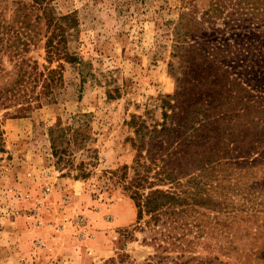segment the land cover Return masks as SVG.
<instances>
[{"label": "rangeland", "instance_id": "obj_1", "mask_svg": "<svg viewBox=\"0 0 264 264\" xmlns=\"http://www.w3.org/2000/svg\"><path fill=\"white\" fill-rule=\"evenodd\" d=\"M248 1L49 0L68 17L71 63L49 61L51 29L36 22L33 0H0V85L21 65L32 77L63 75L54 99L41 77L31 108L0 102V264H264V3ZM179 41L220 49L204 95L213 121L222 118L212 137L225 163L193 187L184 211L147 224L108 177L134 163L133 116L152 127L165 97L199 88L204 66L191 70ZM59 126L72 139L80 131L63 155L51 137Z\"/></svg>", "mask_w": 264, "mask_h": 264}, {"label": "trees", "instance_id": "obj_2", "mask_svg": "<svg viewBox=\"0 0 264 264\" xmlns=\"http://www.w3.org/2000/svg\"><path fill=\"white\" fill-rule=\"evenodd\" d=\"M48 1L33 0V6L36 22L45 20L48 29H51L46 41L49 61L54 58H64L71 63L77 62L79 58L63 45L62 36L66 28L61 19L68 17H57L48 5ZM262 1L264 3V0L248 2L259 6ZM219 8L220 3H217L213 11ZM177 46L183 50L185 61L191 70L195 65L204 66L205 71L201 73L203 80H200L199 88L196 89L197 91L190 88L182 89L178 94L165 97L162 101L164 120L152 127L146 121L139 119L140 117L133 116L131 124L135 128V136L131 137L130 141L136 152L134 163L111 171V176L108 177L111 184L126 190L134 199L139 222L149 215L147 224L152 222L157 224V221L163 217L184 211V208L177 211V207L192 204L191 198H196L193 187L201 188L208 170L220 165L221 162L225 163L223 154L213 152L216 148L214 144L219 147V138H214L212 135L221 129L222 118L213 121L208 111L210 107L206 105L209 104L208 97L204 95L207 90L204 74L207 68L219 69L220 49L214 47L208 49V46L203 51L180 41ZM20 69L16 78L0 85L1 105L6 107L7 101H10L20 104L19 111L31 108L34 100H41L40 93L36 95L30 93L34 91L36 87L34 84H38L41 77L44 78L43 92L50 97V100L54 99L55 87L63 80L61 68H50L47 75L42 71H36L33 77L34 72L27 71L22 65ZM32 82H35L33 87H31ZM55 131L60 132L59 137L68 140V146H58L57 136H54ZM70 132L69 129L61 126L51 129L55 154L68 153L71 146L78 141L80 131L72 132L74 140L68 137ZM130 169H133V175H129ZM161 185H169V188H162ZM202 198L199 196L200 202H204ZM177 216L175 215V218H178Z\"/></svg>", "mask_w": 264, "mask_h": 264}]
</instances>
